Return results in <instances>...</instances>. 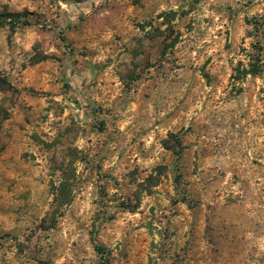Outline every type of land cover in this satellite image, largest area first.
I'll return each mask as SVG.
<instances>
[{"label": "rangeland", "instance_id": "rangeland-1", "mask_svg": "<svg viewBox=\"0 0 264 264\" xmlns=\"http://www.w3.org/2000/svg\"><path fill=\"white\" fill-rule=\"evenodd\" d=\"M0 17V264H264V0Z\"/></svg>", "mask_w": 264, "mask_h": 264}, {"label": "trees", "instance_id": "trees-1", "mask_svg": "<svg viewBox=\"0 0 264 264\" xmlns=\"http://www.w3.org/2000/svg\"><path fill=\"white\" fill-rule=\"evenodd\" d=\"M4 23H5L4 18L0 17V26L3 25ZM62 41L63 42L66 41L65 37H62ZM262 72H263V70H261V68H256L255 66H252V68L248 70V74L253 75V76L259 75ZM95 247H96V250L98 253H100L101 255H103V254L105 255L106 250L103 246L96 243ZM101 264H110V263H109L107 258H104L103 262Z\"/></svg>", "mask_w": 264, "mask_h": 264}]
</instances>
